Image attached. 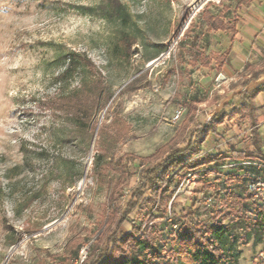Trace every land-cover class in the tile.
<instances>
[{
	"label": "rangeland",
	"instance_id": "1",
	"mask_svg": "<svg viewBox=\"0 0 264 264\" xmlns=\"http://www.w3.org/2000/svg\"><path fill=\"white\" fill-rule=\"evenodd\" d=\"M101 1L0 0V264H81L110 217L107 188L90 173L93 156L111 147L105 161L109 177L119 176V165L131 172L123 175L126 183L114 204L121 215L142 182V174L134 172L139 158L151 156L181 130L177 147L182 146L230 94L242 90L250 71L244 66L232 80L216 81L223 72L217 73L212 49H223L231 32L210 30L200 14L207 7L232 22L242 0H120L131 15L126 30L135 35L129 60L115 52L118 27L100 17L95 8ZM71 51L89 57L114 93L108 112L110 102L99 114L92 148L87 131L66 125L47 107L53 95L77 84L76 76L60 84L54 80L62 69L61 58ZM248 86L251 91L253 85ZM192 101L198 103L187 115ZM257 102L255 113H264V93ZM239 104L235 97L233 106L225 108L230 116L217 127L219 143L212 151L252 149L249 120L238 112ZM178 109L180 117L174 119ZM116 118L124 119L128 128L113 144L110 132L97 129ZM88 158L87 178L70 186V180L84 172ZM218 174L187 173L167 210L206 220L224 189L243 195L241 182ZM204 185H210L205 196ZM143 192L146 198L149 190ZM142 200L144 207L119 226L122 232L130 230L131 222L142 226L148 221L149 205L141 199L139 206ZM13 237L18 239L15 244ZM239 250L238 264L264 262V237Z\"/></svg>",
	"mask_w": 264,
	"mask_h": 264
},
{
	"label": "trees",
	"instance_id": "2",
	"mask_svg": "<svg viewBox=\"0 0 264 264\" xmlns=\"http://www.w3.org/2000/svg\"><path fill=\"white\" fill-rule=\"evenodd\" d=\"M246 1L248 0L241 2ZM95 9H98L100 17L105 21L117 25L115 52L129 60L132 54L131 48L135 44V35L126 30L130 26L131 19L126 5L120 0H102ZM236 13L234 10L232 22L225 21L221 14L211 13L207 7L200 14L210 30L230 31L234 36L236 34L235 24L238 22ZM186 33H189V30ZM161 51L162 49L159 50ZM213 57L217 63L218 73L226 62V56L213 54ZM61 59L62 69L55 76V82L64 83L76 76L77 84L66 93L53 95L48 100L47 107L61 117L66 125L87 131L90 134V141L99 114L110 102L106 108L108 112L114 101L112 98L114 93L105 84L102 73L85 54L71 51ZM202 65L206 66L207 63L202 61ZM263 73L264 65L252 70L241 86H246ZM261 91H264V83L251 91L238 92L224 103L210 121L201 122L185 142H182V146L177 147V144L182 138L183 130L176 134L172 142L165 144L151 156L139 158L134 172L142 174V182L139 183L138 192H135L136 195L128 202L121 215L117 214L118 211L114 204L121 186L126 183L123 175L129 174L130 176L131 172L125 166L119 165V176L112 180L107 170L109 169L108 162H105L111 153V147H104L95 154L91 162L90 173L99 185H105L107 188L108 217H110L99 237L88 248L81 264H238L240 246L248 245L249 242L261 243L264 237V204L253 202L245 190V178L242 174L249 168L225 169L222 167L229 160L256 159L264 162V156L258 157L259 140L254 103L255 96ZM235 97L240 99L238 112L245 114L249 120L256 148L253 151L230 149L214 152L211 149L219 143L217 127L230 116L225 108L233 106ZM197 103V101L189 102L187 115L194 112ZM127 128L128 124L124 119L116 118L112 119L109 124H100L97 130L110 132V139L114 144L122 140ZM163 155L166 156L162 158ZM132 159L135 158L132 157ZM145 160L153 162L144 164ZM214 170L231 182L234 180L241 182L244 185L243 195L228 188L224 189L223 194L216 196L218 207L209 211V217L206 220L188 218L193 213L181 217L175 211L167 210L169 201L170 208L173 207L175 191L187 173H209ZM83 174L84 172H79L75 179L70 180L69 185L80 181ZM68 177L71 179L70 175ZM144 188L149 190L146 198H144ZM209 188L210 185L202 187L201 191L204 196ZM141 199H145L149 205L145 213L148 221L142 226L131 222L130 230L122 232L119 226L128 220L127 215L144 207L143 200L142 206H139ZM157 218L161 219L160 222L153 223V220ZM167 218L168 221L165 222ZM112 223H116L113 229L110 226ZM17 242L18 239L13 237L11 244ZM253 264H264V262Z\"/></svg>",
	"mask_w": 264,
	"mask_h": 264
},
{
	"label": "crops",
	"instance_id": "3",
	"mask_svg": "<svg viewBox=\"0 0 264 264\" xmlns=\"http://www.w3.org/2000/svg\"><path fill=\"white\" fill-rule=\"evenodd\" d=\"M238 10L240 13L237 15L238 22L235 27L236 34L233 36L231 33L228 38H225V47L223 49H212V51H214L213 54L226 56V62L222 65L221 70L223 76L228 80H232L235 73L241 71L244 66L245 69L250 70L248 74H246V77H248L252 70L264 65V0H248L242 2L239 4ZM263 83L264 73L254 81H250L246 86H241V91L247 90L249 87L248 85H253L252 89H254ZM262 93H264V91L258 93L254 98L256 107L260 105L257 102V98L260 97ZM235 94H230L229 96L232 97ZM255 114L257 119L256 129L259 140L258 157L261 158L264 156V113L257 110ZM251 147L252 149H247L253 151L256 148L253 141ZM237 150L243 149L238 148ZM259 172L264 176V171L259 170Z\"/></svg>",
	"mask_w": 264,
	"mask_h": 264
},
{
	"label": "built area",
	"instance_id": "4",
	"mask_svg": "<svg viewBox=\"0 0 264 264\" xmlns=\"http://www.w3.org/2000/svg\"><path fill=\"white\" fill-rule=\"evenodd\" d=\"M181 111L178 109L174 114V119L180 117ZM225 169L243 167L249 170L243 173L245 178V190L250 195V199L258 204H264V176L259 172L264 171V162L261 160H229L222 166Z\"/></svg>",
	"mask_w": 264,
	"mask_h": 264
},
{
	"label": "water",
	"instance_id": "5",
	"mask_svg": "<svg viewBox=\"0 0 264 264\" xmlns=\"http://www.w3.org/2000/svg\"><path fill=\"white\" fill-rule=\"evenodd\" d=\"M223 79H224V76H223L222 74H220V73L216 76V81H217V82H220V81L223 80ZM125 84H126V83H125ZM125 84H124V85H125ZM95 132H96V130H95ZM95 132H94L93 137H92V140H91V148H92V146H93V142H94V138H95ZM89 161H90V158H88V162H87L86 168H85V170H84V174H83V179H82V180H84L85 177H86V173H87V170H88V163H89ZM60 220H61V219H58V220L54 221L52 224H50V226H48V227H46V228H49V227L53 226L54 224L60 222ZM46 228H44V229H46Z\"/></svg>",
	"mask_w": 264,
	"mask_h": 264
}]
</instances>
